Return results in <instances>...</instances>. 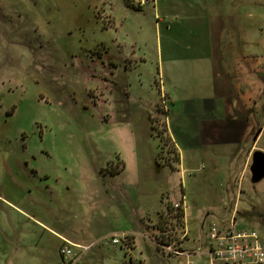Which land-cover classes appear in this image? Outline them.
Wrapping results in <instances>:
<instances>
[{
	"label": "rangeland",
	"instance_id": "obj_1",
	"mask_svg": "<svg viewBox=\"0 0 264 264\" xmlns=\"http://www.w3.org/2000/svg\"><path fill=\"white\" fill-rule=\"evenodd\" d=\"M232 4L242 43L264 56V0ZM149 16L125 0H0V264H212L224 154L195 142L194 100L164 91ZM111 175L148 194L134 222L94 227L91 192ZM183 193L184 225L167 217Z\"/></svg>",
	"mask_w": 264,
	"mask_h": 264
},
{
	"label": "crops",
	"instance_id": "obj_2",
	"mask_svg": "<svg viewBox=\"0 0 264 264\" xmlns=\"http://www.w3.org/2000/svg\"><path fill=\"white\" fill-rule=\"evenodd\" d=\"M232 1L130 0L131 6L125 3L136 14L150 15L156 34L154 44L161 54L159 76L165 81L166 94L181 91L187 99L194 100L193 104L189 101L186 113L191 117L190 132L201 138L195 142L206 147L208 158H217L213 153L219 149L224 154L220 157L225 161L224 173L229 180L221 195L225 213L220 223L210 222L209 231L213 223L226 226L232 220L238 229L264 225V56L256 54L249 43H242L240 10ZM173 102L179 103L178 99ZM167 128L170 133L168 125ZM170 138L180 167L179 139ZM120 165L117 175L126 170L123 162ZM112 178L106 188L91 192L88 211L97 222H93L94 227L124 228L141 215L148 191L133 182L117 188L114 184L118 182ZM182 196L177 204L184 211V225L188 207L185 194ZM167 217L175 218L170 212ZM259 236L264 243V236ZM63 240L62 248L80 246L68 238Z\"/></svg>",
	"mask_w": 264,
	"mask_h": 264
},
{
	"label": "built area",
	"instance_id": "obj_3",
	"mask_svg": "<svg viewBox=\"0 0 264 264\" xmlns=\"http://www.w3.org/2000/svg\"><path fill=\"white\" fill-rule=\"evenodd\" d=\"M181 207L180 204L174 206ZM210 238L214 242L210 256L213 262L222 264H264V243L254 229H238L235 220L226 226L213 223L210 226ZM114 242L118 243L116 239ZM63 257L72 256L70 245L61 248ZM178 254V253H177ZM212 262V264H213Z\"/></svg>",
	"mask_w": 264,
	"mask_h": 264
},
{
	"label": "trees",
	"instance_id": "obj_4",
	"mask_svg": "<svg viewBox=\"0 0 264 264\" xmlns=\"http://www.w3.org/2000/svg\"><path fill=\"white\" fill-rule=\"evenodd\" d=\"M125 3L128 5V6H131L130 5V0H125ZM134 7V6H133ZM136 9H139V8H136ZM167 143H169V144H171V148H172V151H173V153L175 154V159H176V161H178L179 160V158H178V154H177V151H176V149L173 147V143L171 142V139L169 138V137H167ZM159 155H161V154H159ZM173 210H175V211H173ZM168 212H170V213H173L174 214V217L176 218V219H180V220H182L183 218H184V211H183V209H181V207H179V208H175L174 206H172V205H168Z\"/></svg>",
	"mask_w": 264,
	"mask_h": 264
}]
</instances>
